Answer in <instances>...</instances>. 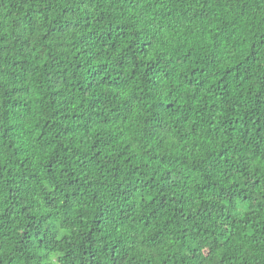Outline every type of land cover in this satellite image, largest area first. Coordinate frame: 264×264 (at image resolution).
<instances>
[{"label":"trees","instance_id":"trees-1","mask_svg":"<svg viewBox=\"0 0 264 264\" xmlns=\"http://www.w3.org/2000/svg\"><path fill=\"white\" fill-rule=\"evenodd\" d=\"M0 264H264V0H0Z\"/></svg>","mask_w":264,"mask_h":264}]
</instances>
